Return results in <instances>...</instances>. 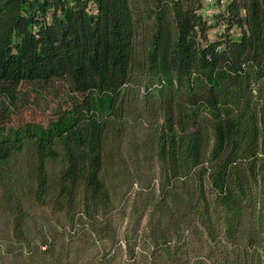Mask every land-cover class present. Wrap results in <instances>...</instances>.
<instances>
[{
  "label": "trees",
  "instance_id": "trees-1",
  "mask_svg": "<svg viewBox=\"0 0 264 264\" xmlns=\"http://www.w3.org/2000/svg\"><path fill=\"white\" fill-rule=\"evenodd\" d=\"M214 7L0 0V264H264V0Z\"/></svg>",
  "mask_w": 264,
  "mask_h": 264
},
{
  "label": "rangeland",
  "instance_id": "rangeland-1",
  "mask_svg": "<svg viewBox=\"0 0 264 264\" xmlns=\"http://www.w3.org/2000/svg\"><path fill=\"white\" fill-rule=\"evenodd\" d=\"M216 34L212 33V38H214ZM52 88L53 87L47 86V91L43 92L40 96H37L38 86L32 85L24 87V89L27 91L30 101H32V103H35L36 107H38L40 111H45L48 114H54L55 112H57V105L52 96Z\"/></svg>",
  "mask_w": 264,
  "mask_h": 264
},
{
  "label": "built area",
  "instance_id": "built-area-1",
  "mask_svg": "<svg viewBox=\"0 0 264 264\" xmlns=\"http://www.w3.org/2000/svg\"><path fill=\"white\" fill-rule=\"evenodd\" d=\"M202 1V10L201 14L211 16L214 14L213 6L214 0H201Z\"/></svg>",
  "mask_w": 264,
  "mask_h": 264
},
{
  "label": "clouds",
  "instance_id": "clouds-1",
  "mask_svg": "<svg viewBox=\"0 0 264 264\" xmlns=\"http://www.w3.org/2000/svg\"><path fill=\"white\" fill-rule=\"evenodd\" d=\"M202 10V9H201ZM213 10H214V13L216 12V8L213 6ZM201 13V12H200ZM204 15V14H203ZM204 16H207V15H204ZM212 16V15H211ZM210 16V17H211Z\"/></svg>",
  "mask_w": 264,
  "mask_h": 264
}]
</instances>
